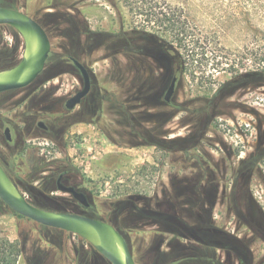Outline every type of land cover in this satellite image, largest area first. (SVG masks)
Returning a JSON list of instances; mask_svg holds the SVG:
<instances>
[{"label":"rangeland","instance_id":"1","mask_svg":"<svg viewBox=\"0 0 264 264\" xmlns=\"http://www.w3.org/2000/svg\"><path fill=\"white\" fill-rule=\"evenodd\" d=\"M127 2L0 0V7L38 21L52 44L45 70L35 83L41 92L0 95V162L19 194L41 209L104 218L114 226L124 220L128 225L120 228L136 264H168L169 257H179L176 250L181 246L182 264H264V0ZM147 12L174 17L175 32L166 35L165 25L145 22L146 16L140 14ZM142 27L166 36L169 47L180 55L191 50L189 71L178 80L172 103L184 104L188 111L202 108L207 103L203 98L234 76H244L247 84L218 96L211 124L202 119L196 124L198 118L186 110L170 119L175 113L165 106L164 97L172 81V62L164 44L148 41L134 30ZM180 32V38L194 39V44L174 43L171 39ZM139 45L143 55L138 54ZM27 56L23 37L1 25L0 71L14 68ZM71 58L87 68L92 90L69 112L65 103L84 86ZM113 92L120 100L134 96L139 107L132 126L121 111L106 112L104 95ZM146 101L151 105L147 113L140 108ZM112 116L123 124L114 125ZM39 121L49 130L38 128ZM7 127L12 143L6 140ZM108 133L125 146L114 145ZM138 137L158 145L129 147ZM172 142L178 144L180 163L166 152ZM195 148L196 153H182ZM195 154L199 164L210 160L215 170L203 178L198 190L192 188L201 180V170L178 174L181 161ZM64 169L69 170L67 184L88 194L92 203L88 212L57 191L56 181ZM128 196L137 197L138 206L146 201L165 215L172 213L166 205L170 197H200L198 213L210 223L207 236L199 241L205 248L191 239L189 228H178L189 238L176 241L149 212L130 215ZM0 238L24 244L20 264H111L86 240L20 218L1 199Z\"/></svg>","mask_w":264,"mask_h":264},{"label":"trees","instance_id":"2","mask_svg":"<svg viewBox=\"0 0 264 264\" xmlns=\"http://www.w3.org/2000/svg\"><path fill=\"white\" fill-rule=\"evenodd\" d=\"M129 3L130 0H127ZM134 1H141V0H134ZM142 16H146V20L145 22H153L154 20H156V22H158L159 24H161V26H166L164 28V32L167 35V32L169 33H174L175 29L178 25V20H176L174 17L168 18L167 14H164L163 17H160V14L157 13H149L147 12L146 14H140ZM13 31H16L15 29L11 28ZM136 32L142 33L140 35V37H145L148 41L151 42H155L157 44H164V46L166 47V54L167 56L171 59L172 62V67H173V71H172V77H177L178 80L179 79H183L188 71V62L190 60V58L192 57V53L191 50H187L186 54L184 52V54L180 55L178 53H176L174 51V48L172 45H168V42L164 40L163 36L157 35V34H150L147 30V28H135L134 29ZM182 30L184 31V33L187 32V26L183 27ZM124 35H134L131 32L128 33H124L122 32ZM183 34V32L179 33V34H175L176 37H173L171 40L175 43L177 42L179 45H183L185 43H187L189 46H192L194 44V39L193 40H187V38H180V36ZM116 37V35L112 36V38ZM139 37V38H140ZM166 37V36H164ZM136 38V36L134 37ZM132 38V39H134ZM167 38V37H166ZM115 40V39H113ZM117 43L119 42L118 39ZM115 40V41H116ZM186 41V42H185ZM170 44V43H169ZM162 46V45H161ZM138 49V54H144V48L143 46H137ZM127 53V52H126ZM148 55V54H145ZM148 56H151L148 55ZM153 57H156V55H153ZM193 75V74H192ZM194 77V76H193ZM140 81L144 82L143 79ZM247 84V82H245V77L244 76H234L232 78V80H229L227 82H225L224 84H222L216 91L215 93L211 96V97H204L203 99L207 100V103L205 102V104H203L204 106L201 108H195L194 110H187L184 106V104H174L171 103L169 105H166V107L172 108V110H174V116H171L170 119H172L173 117L177 116L179 113L181 112H185V110L187 112H190L192 114H194V116L196 118H198L196 121L198 123H200V120L202 119L203 121H205L207 124H211V119H212V115L214 112V108H215V102L218 99V96L220 94H222L223 92L227 91V93L233 94L236 90L244 87ZM142 85V83H141ZM142 94L143 91H140ZM134 95V93H133ZM146 97V98H145ZM148 97L150 96H143L142 98L148 99ZM121 98L118 97V95L113 92V93H106L104 95V100H105V105H106V112L109 115H116L119 111H121V113H123V116H128L127 120L130 121V125H133V114L134 111H136L139 107V105H135L134 104V96L129 98L126 97L125 100H120ZM148 102H144L143 106H140L141 109H143L144 112H148L150 111V107L151 105L147 104ZM146 104V105H145ZM154 108V107H152ZM120 109V110H119ZM146 112V113H147ZM112 118L114 119V122L116 126H121L123 124V122H121V120L118 118H115L114 116H112ZM200 118V119H199ZM199 126V125H198ZM116 130H114L115 132ZM138 135V134H136ZM108 138L110 139V141L117 146H125L122 142H119L117 140H115L116 138L113 137V135H109V133L107 134ZM138 142H130L129 143V147L131 148H137L140 146H157L158 144H155L153 142H151V140H146L145 139V143L144 142H140L143 141L142 138L138 137L137 140ZM171 148L170 150H167L166 152L170 155L172 161L174 162H178L180 159L179 156V149L178 144L175 142L171 143ZM173 150V151H172ZM197 148L193 149V151H189V150H183L182 153L188 154V153H196L197 152ZM206 155L209 156L210 159H212L210 157V155L205 151ZM183 157V156H182ZM192 158L194 159V161H192ZM206 158V157H205ZM185 159V158H184ZM199 156L195 154V156L193 155H188V157H186L185 160H187V162H184L185 160L181 161V165L180 167L178 166V174L179 176L182 175H190V172H196L197 174L200 173L201 170V174H202V178L201 180H199L198 184L195 186V188L193 189H200L202 182H203V178H205L206 176L211 174H214L215 170H214V166L213 164L207 160H205L204 164L201 165L199 164ZM193 162V163H192ZM180 163V162H178ZM186 163V164H184ZM187 175V176H188ZM185 189H190L189 192H191V188H187L185 187ZM136 198L137 197H131L128 196L127 198H125L126 202H130V204H127V207L130 210H133L130 212V215L134 216V217H139V215L144 214V212H149V215L153 218L156 219V221H160V223H162L163 226L169 225L168 227L170 229L166 230L168 233L173 234L176 237V241H181L184 239L189 238L188 234L186 232H178L180 228H189L192 232L193 239L196 242H199L201 240V237H206L207 236V232L206 230L209 228L210 229V223L204 219L201 218V216L198 213V208L200 206V197H197V199L191 197H183L180 198V196L174 197V199L171 197L170 200L166 201V205L169 206L172 210L171 214L165 215L161 212H156L154 210H152V205H148V202L144 201V203H140V205L138 206V204L136 203ZM138 202V201H137ZM162 205L157 204L158 207L162 208ZM56 212V211H55ZM16 216L23 218L25 220H28L30 222H33L27 218H24L22 216H19L18 214L14 213ZM153 215V216H152ZM102 220H106L104 218H102ZM109 222V221H108ZM126 223L124 220H119V224L115 225V227L118 229V231L122 233L121 228L123 225H128V224H124ZM42 226V225H40ZM43 228H45V226H42ZM179 228V229H178ZM211 228H213L211 226ZM48 229V228H47ZM79 239L83 240V238L77 236ZM201 244V246L203 248H205V245L202 244L201 242H199ZM204 243V242H203ZM180 245V244H179ZM182 249V246H181ZM180 248L176 250V256H179L178 258L174 257V258H168L166 261L168 264H182L183 263V259H181V255H182V250ZM25 253V248H24V244H22L21 242H12L10 240H8L7 238H0V264H20L22 261V258L24 256ZM219 264H222L221 262H219Z\"/></svg>","mask_w":264,"mask_h":264},{"label":"water","instance_id":"3","mask_svg":"<svg viewBox=\"0 0 264 264\" xmlns=\"http://www.w3.org/2000/svg\"><path fill=\"white\" fill-rule=\"evenodd\" d=\"M0 25L15 29L24 39L28 47V56H31L33 46L40 47L37 57L24 60L10 70L0 71V95L29 87L44 71L49 58L52 44L51 40L34 18L11 8L0 7ZM76 68L80 71L84 81V88L75 97L67 102V108L72 109L81 102L91 90V77L86 67L78 60L73 59ZM177 77L172 79L171 85L165 95L170 102L176 90ZM44 127V123L39 124ZM5 136L10 140V130L6 128ZM58 190L72 195L86 208L90 204L86 196L74 187L59 184ZM0 199L16 214L40 225L63 230L79 236L91 244L111 264H136L124 236L110 223L80 214L50 212L39 209L25 200L18 192L4 166L0 162Z\"/></svg>","mask_w":264,"mask_h":264},{"label":"flooded vegetation","instance_id":"4","mask_svg":"<svg viewBox=\"0 0 264 264\" xmlns=\"http://www.w3.org/2000/svg\"><path fill=\"white\" fill-rule=\"evenodd\" d=\"M38 22V21H37ZM1 26V25H0ZM4 26V25H3ZM42 26V25H41ZM7 27H9V26H7ZM10 29H11V27H9ZM17 33V31H14V34H16ZM73 59H75V58H71V61H72V63H73V65L75 66V64H74V62H73ZM47 63V62H46ZM46 67V66H45ZM76 67V66H75ZM87 69V68H86ZM45 70V69H44ZM44 72V71H43ZM43 72L41 73V75L43 74ZM80 72V71H79ZM81 74V73H80ZM90 74V73H89ZM40 75V76H41ZM39 76V77H40ZM39 77H38V79H39ZM176 77V76H175ZM174 77H172V79H173ZM38 79L36 80V81H34L29 87H27V88H25V89H21V90H31L32 91V94H37V93H39V92H41V88H40V86H38V85H36L35 83L38 81ZM172 82V81H171ZM177 82H178V78H177ZM83 83H84V81H83ZM91 83H92V81H91ZM177 84V83H176ZM171 85V84H170ZM83 88H84V86H83ZM83 90V89H82ZM82 90H80V91H82ZM91 90H92V87H91ZM91 90H90V92H91ZM14 91H18V90H14ZM80 91H77L73 96H71L68 100H67V102L70 100V99H72L73 97H75ZM176 91V90H175ZM10 92H13V91H10ZM90 92L85 96V97H83L82 99H81V102L78 104V105H76L74 108H72V109H69V108H67V102L65 103V108H66V110L67 111H69V112H72V111H74L76 108H77V106H79V105H81L85 100H86V98H87V96L90 94ZM7 93H9V92H7ZM4 94H6V93H4ZM1 95H3V94H1ZM166 95V94H165ZM175 95V94H174ZM174 97V96H173ZM173 99V98H172ZM172 99H171V101L170 102H167L166 100H165V97H164V101H165V104L166 105H169V104H171L172 103ZM40 123H44V127H40L39 126V124ZM37 126H38V128H40L41 130H43V131H48L49 130V128H48V126L46 125V123L45 122H43V121H39L38 123H37ZM9 130H10V140L9 139H7L6 138V140H7V142L8 143H12L13 141H14V139H13V135H12V130H11V128H9V127H7ZM5 130H6V128H5ZM2 164V163H1ZM3 165V164H2ZM4 166V165H3ZM4 168H5V170H6V172L8 173V175L10 176V178H11V175L9 174V170L4 166ZM69 176V170L68 169H64V170H62L61 172H60V174H59V176H58V179H57V181H56V188H57V191L58 192H61V191H59L58 190V186H59V184H62V185H64V186H66V187H74L78 192H81V193H83L85 196H86V198H87V200H88V202H89V204H90V207L89 208H86L84 205H82L78 200H76L72 195H70V194H66V193H63V192H61V193H63V194H65V195H69V196H71L76 202H77V204H78V206H81V208H82V210L84 211V212H88L91 208H92V203H91V200H90V198H89V196H88V194L84 191V190H82L81 189V187H78V186H76V185H73V184H67V177ZM11 180H12V178H11ZM166 195H167V193H166ZM166 198H168V195L166 196ZM171 198V197H170ZM170 200V199H169ZM28 202H30V201H28ZM32 205H34L35 207H37V208H39V209H41L40 207H38V206H36L34 203H32V202H30ZM42 210H45V209H42ZM46 211H48V210H46ZM50 212H55V211H50ZM59 213H62V212H59ZM66 213H68V212H66ZM72 214H75V213H72ZM76 214H78V213H76ZM80 215H83V216H87V217H91V218H94V219H98V220H102L101 218L99 219V218H96V217H92V216H90V215H86V214H80ZM102 221H104V222H107V221H105V220H102ZM109 223V222H108ZM157 223H159V224H161L162 225V223H160V221H158L157 220ZM36 224H38V223H36ZM111 224V223H110ZM38 225H40V224H38ZM113 225V224H112ZM43 226V225H42ZM114 226V225H113ZM169 225H166V226H163L162 225V227H164L165 228V230H168V229H170L169 227H168ZM115 227V226H114ZM45 228H49V227H46L45 226ZM116 228V227H115ZM51 229V228H50ZM52 229H55V228H52ZM117 229V228H116ZM59 230V229H58ZM118 230V229H117ZM123 235V234H122ZM124 236V235H123ZM125 238V237H124ZM129 246V245H128Z\"/></svg>","mask_w":264,"mask_h":264},{"label":"bare ground","instance_id":"5","mask_svg":"<svg viewBox=\"0 0 264 264\" xmlns=\"http://www.w3.org/2000/svg\"><path fill=\"white\" fill-rule=\"evenodd\" d=\"M39 53H40V47L38 45H34L31 56L25 57L23 60L27 63L29 59L37 57L39 55ZM123 264H126L124 258H123Z\"/></svg>","mask_w":264,"mask_h":264}]
</instances>
